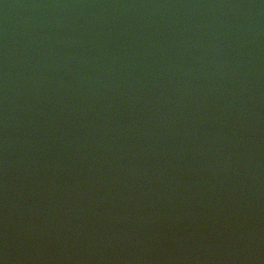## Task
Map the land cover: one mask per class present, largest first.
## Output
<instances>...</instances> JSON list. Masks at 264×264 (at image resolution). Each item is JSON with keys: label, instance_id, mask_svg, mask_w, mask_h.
Masks as SVG:
<instances>
[{"label": "water", "instance_id": "water-1", "mask_svg": "<svg viewBox=\"0 0 264 264\" xmlns=\"http://www.w3.org/2000/svg\"><path fill=\"white\" fill-rule=\"evenodd\" d=\"M0 264H264V0H0Z\"/></svg>", "mask_w": 264, "mask_h": 264}]
</instances>
